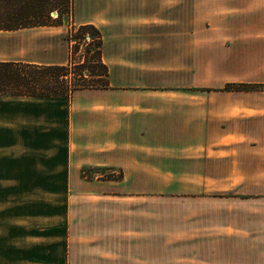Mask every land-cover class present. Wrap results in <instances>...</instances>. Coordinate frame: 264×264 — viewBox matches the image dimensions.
Returning <instances> with one entry per match:
<instances>
[{
    "label": "crops",
    "instance_id": "crops-1",
    "mask_svg": "<svg viewBox=\"0 0 264 264\" xmlns=\"http://www.w3.org/2000/svg\"><path fill=\"white\" fill-rule=\"evenodd\" d=\"M239 4L161 44L155 0L73 1L107 88L0 97V264H264V0ZM67 31L0 32V62L66 65Z\"/></svg>",
    "mask_w": 264,
    "mask_h": 264
},
{
    "label": "trees",
    "instance_id": "trees-1",
    "mask_svg": "<svg viewBox=\"0 0 264 264\" xmlns=\"http://www.w3.org/2000/svg\"><path fill=\"white\" fill-rule=\"evenodd\" d=\"M68 7L72 10L73 0H0V32L59 26L60 19H53L51 13ZM85 32L96 38L90 44L95 49L91 53L87 50L86 60L82 63H74L71 72L75 77L73 83L68 78L70 71L67 65L0 62V97L70 98L78 90L107 88V70L101 63V35L93 26L86 25L77 28L75 37ZM85 70H89L94 77L86 79ZM233 88L255 89L257 86L227 84L223 90ZM120 177L121 174L117 179ZM103 178L112 179L110 175Z\"/></svg>",
    "mask_w": 264,
    "mask_h": 264
},
{
    "label": "rangeland",
    "instance_id": "rangeland-1",
    "mask_svg": "<svg viewBox=\"0 0 264 264\" xmlns=\"http://www.w3.org/2000/svg\"><path fill=\"white\" fill-rule=\"evenodd\" d=\"M75 1V0H73ZM247 0H155V34L159 33L162 34L160 36L161 44H164L168 41L167 35H165V27L168 26H181L183 25L184 21L185 24L192 21V25L195 26L198 22H200L203 26L210 28L211 26H219V27H226L231 28L233 25H238L241 20L243 23H248V16L246 11L239 10L234 8L235 6H239V3H244ZM78 2V0H76ZM185 4H180V3ZM196 2H202L203 9H191L190 6L194 5ZM40 3V2H39ZM85 3V2H84ZM62 9L61 11L57 12V19H60L61 24L56 27H67L68 31L65 34V39L69 48V60L67 62V70L70 71L68 78L73 83V79L75 78L71 73L74 68V63H82L86 60V52L87 50L91 52L94 51L95 47L88 44L86 41H83L81 36L76 38L77 28L71 26V17L73 16V12H75L72 7ZM87 13V9L84 10ZM56 19V20H57ZM239 19V20H238ZM174 20V23H173ZM95 28V27H94ZM64 29V28H62ZM96 29V28H95ZM41 31V30H40ZM64 31V30H63ZM174 41V40H173ZM94 64V63H92ZM84 75L86 79H91L94 76L90 73L89 70L84 71ZM82 178L86 180H105L103 177L110 175V178L115 179L119 176L113 174H107L103 170L100 169H83ZM44 187H17L16 192L20 193L25 190L26 193L32 195H38L44 192ZM48 192H56L60 190L58 186H50L48 187ZM53 202H48L49 209L52 208ZM54 207V206H53Z\"/></svg>",
    "mask_w": 264,
    "mask_h": 264
},
{
    "label": "built area",
    "instance_id": "built-area-1",
    "mask_svg": "<svg viewBox=\"0 0 264 264\" xmlns=\"http://www.w3.org/2000/svg\"><path fill=\"white\" fill-rule=\"evenodd\" d=\"M51 17L53 19H56L57 18V12L56 11L52 12L51 13ZM81 38H82L83 41H86L88 44L93 43L94 40L96 39L89 32H85V33L81 34Z\"/></svg>",
    "mask_w": 264,
    "mask_h": 264
}]
</instances>
